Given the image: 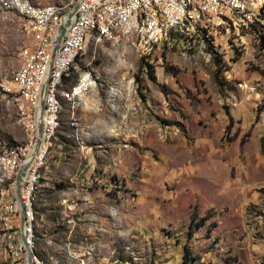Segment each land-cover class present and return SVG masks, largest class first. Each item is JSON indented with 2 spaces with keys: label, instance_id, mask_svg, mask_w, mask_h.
I'll list each match as a JSON object with an SVG mask.
<instances>
[{
  "label": "rangeland",
  "instance_id": "obj_1",
  "mask_svg": "<svg viewBox=\"0 0 264 264\" xmlns=\"http://www.w3.org/2000/svg\"><path fill=\"white\" fill-rule=\"evenodd\" d=\"M30 1L70 11L78 0ZM259 13L262 23L235 26L219 17L213 31L202 20L190 40L150 49L134 35L87 42L59 86L58 128L31 198L39 258L182 264L187 245L192 264H264V4ZM19 29L29 22L0 13V83L10 88L26 48ZM84 74L93 85L74 96ZM0 138L34 143L16 110L2 106ZM16 174L0 187V204ZM193 212L204 224L188 238ZM1 213L6 206L0 264H16ZM35 220L33 211V251Z\"/></svg>",
  "mask_w": 264,
  "mask_h": 264
},
{
  "label": "bare ground",
  "instance_id": "obj_2",
  "mask_svg": "<svg viewBox=\"0 0 264 264\" xmlns=\"http://www.w3.org/2000/svg\"><path fill=\"white\" fill-rule=\"evenodd\" d=\"M214 2V0H176L177 6H175L172 0H151V2H158L162 6L163 11H167L168 18H162L157 24V31L155 25V18L153 12H143L140 20L139 13H132L131 26L118 25L114 26V19L116 15H128L129 7L122 5H114L112 11L108 12V18L103 22L101 19H95V17H88L86 21L87 33L82 40L81 51H73V56L66 60V65H60L56 74V82H51L48 87V98L53 103V113L51 121V135L53 137L56 126L57 117L60 110V102L58 98V89L62 83L64 74H67L71 68L81 61V54L84 47L89 40L93 42H120L125 38L134 35L140 46L150 49L154 45L161 42H175L173 40H179L185 38L190 40L193 37L200 22L204 20L206 23V15H212L213 20H217L219 17L227 16L226 9H219V12H215L213 6H204V8H197L198 3ZM78 6L76 11L82 6L83 0H78ZM228 4H235V0H228ZM264 0H257L254 6V13H259ZM109 8L108 0H101L98 2V10H105ZM150 10V2L148 0H139V11ZM69 11H65L63 8H57L55 6H38L33 4L30 0H0V13H13L27 20L33 21L51 20L58 21L60 17L67 16ZM28 17V18H27ZM30 30H31V23ZM194 30L193 32H188ZM207 26V24L205 25ZM124 38V39H122ZM25 49V48H24ZM22 51V50H21ZM23 52V51H22ZM34 53H36V59H30V68H37L38 61H43V43H36L34 46ZM29 65L28 53H23V60L20 62L19 67L14 72L15 83H19L21 78V86H29L32 83V71H29V67H23ZM92 76L84 74L80 75L77 85L73 90V95L82 97L84 91L90 85L91 87ZM0 85V99H6V92L10 91L9 82H1ZM93 85V84H92ZM0 106L8 109L14 108L16 110L18 123L25 125L28 128L27 122V107L23 103L22 99L12 98L7 100H1ZM39 111L37 112V118ZM32 131V129H30ZM52 137L44 138V146L39 151V156L33 161L30 166L29 177V191L27 195L28 203V220L26 235L27 239L29 234L30 221L33 217L31 198L37 182V175L39 169L45 164L47 154V143ZM32 142V141H31ZM34 144V143H33ZM21 147L10 145L5 139L0 138V187L4 191L5 186L9 183L11 178L18 172L21 152ZM30 242V240H29ZM30 250L32 251V263L48 264L41 258H39L33 251V247L30 242ZM17 254V251H15Z\"/></svg>",
  "mask_w": 264,
  "mask_h": 264
},
{
  "label": "built area",
  "instance_id": "obj_3",
  "mask_svg": "<svg viewBox=\"0 0 264 264\" xmlns=\"http://www.w3.org/2000/svg\"><path fill=\"white\" fill-rule=\"evenodd\" d=\"M99 1L101 0H83L82 6L74 13L69 25L66 28L55 56H53V39L57 34L59 26L65 21L67 16L60 17L58 21H33L32 19H29V23H31V30L19 29V34H26V48L21 53H28L29 65L23 67H29V71H32V83L29 86H21V78L19 79V83H11V90L6 92V99H0V103L1 100L12 98L22 99L26 103L28 129H32L35 143L37 132V112L40 108L41 92L43 86L45 85L43 109V142L36 156H39V151L44 146V138L52 137L51 121L53 113V103L48 98V87L50 86L51 82H56V74L59 70V66L66 65V60L73 56V51H81L82 40L84 39L85 33H87L88 30L86 28V21L88 17L101 19V22L103 24V22L108 18V12L112 11V7L114 5L128 6L129 14L116 15V19H114V26H131L132 13H139L141 20L143 12H153L156 31L159 20L162 18H168L167 11H163L162 6H160L158 2H151V0H148L150 2V10L147 11H139V0H108L109 8L105 10H98ZM172 1L174 2L175 6H177L176 0ZM256 2L257 0H235V4H228V0H214V2H197V8H204V6H213L215 8V12H219V9H226L227 18H222V20H232L234 26L235 20H244L249 24L250 20H259V22L262 23L261 14L254 13V6ZM216 22L217 20L212 19V15H206V24L211 29V31H213V24ZM184 27H187L188 32L194 33V30H189L188 26ZM36 43H43V61H38L37 68H30V59H36V53H34V46ZM0 85H2V83H0ZM33 145L34 144L24 143V147L21 149V152L19 154L20 165L23 161L26 160V158H28ZM34 159L29 164L26 176L22 182L21 190V197L25 208V243L21 242L19 236L20 213L15 190H11L7 197V201L0 204V206H6V213H1V219L8 220V229H2L3 237L9 241L8 245H10L12 249L17 251L16 264H27L25 245H27V247H29L30 249V242L27 239L26 235L29 212L27 195L29 191L30 166L33 164ZM15 222H17L16 225L14 224Z\"/></svg>",
  "mask_w": 264,
  "mask_h": 264
},
{
  "label": "water",
  "instance_id": "obj_4",
  "mask_svg": "<svg viewBox=\"0 0 264 264\" xmlns=\"http://www.w3.org/2000/svg\"><path fill=\"white\" fill-rule=\"evenodd\" d=\"M78 6V2L71 8V10L67 14V18L65 21L59 26L57 30V34L53 39V56H55L56 52L58 51L61 39L65 33V30L67 26L70 23L71 18L73 17L74 13L76 12ZM44 93H45V85L43 86L42 92H41V100H40V108H39V116L37 118V132H36V139L35 143L28 155V158H26L25 161H23L18 169V172L15 177V193L18 200V207H19V213H20V225H19V236L21 239V242L25 243V232H24V203L21 197V190H22V182L26 176V172L28 170L29 164L32 162V160L35 158L36 154L38 153V150L43 142V109H44ZM26 246V263L27 264H33L31 261L32 251L29 249V247Z\"/></svg>",
  "mask_w": 264,
  "mask_h": 264
},
{
  "label": "trees",
  "instance_id": "obj_5",
  "mask_svg": "<svg viewBox=\"0 0 264 264\" xmlns=\"http://www.w3.org/2000/svg\"><path fill=\"white\" fill-rule=\"evenodd\" d=\"M253 29L257 30V28L252 25ZM149 67H151V65L147 64ZM72 72L73 69L71 68L69 70V72ZM69 72L67 74H64L63 76V80H64V83L68 82V80L70 79V76H69ZM62 80V82H63ZM70 93V92H68ZM69 97V94L67 95ZM140 96L142 98L143 101L146 100V97L144 96V94H142L140 92ZM64 101V100H63ZM66 102V101H65ZM59 121H58V117H57V125H58ZM56 128H58L56 126ZM56 130V129H55ZM55 133V132H54ZM33 211H34V214H35V222H34V225H33V233H34V252L37 254L36 252V240H35V233H36V224H37V218H38V207H37V202L36 200L34 199V202H33ZM198 218V215L196 212H193V214L191 215V220H190V223L188 225V231H187V236L188 238L192 237L193 233L195 232V229L201 227L204 222H203V219H198L196 221V219ZM38 255V254H37ZM193 260V257H192V253H191V250L190 248L187 246V245H184V252H183V262L182 264H192V261Z\"/></svg>",
  "mask_w": 264,
  "mask_h": 264
}]
</instances>
